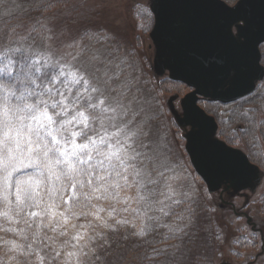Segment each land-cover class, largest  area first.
Masks as SVG:
<instances>
[{
	"label": "rangeland",
	"instance_id": "rangeland-1",
	"mask_svg": "<svg viewBox=\"0 0 264 264\" xmlns=\"http://www.w3.org/2000/svg\"><path fill=\"white\" fill-rule=\"evenodd\" d=\"M223 1L232 6L237 0ZM153 25L151 0H0L1 52L14 40L35 36L40 38L42 58L76 68L86 66L98 77L107 73L111 87L125 93V103L148 117L145 143L149 149L142 151L151 154L150 149L156 148L168 161V169L162 170L165 179L179 177L168 181L169 191L164 179L153 173L158 183L141 190L145 200L137 202V194L131 198L126 189L122 193L128 201L94 200L95 208L89 204L82 211L97 215L65 213L67 222L58 218L48 227H44L47 217L29 218L32 229L15 217L0 219V256L6 264H72L80 237L95 226L117 221H132L138 242L144 235L157 241L151 249L156 248L155 256L148 257L146 264H264V78L239 101L200 100V108L218 126L216 139L241 151L258 167V180L245 191L234 192L222 185L210 192L194 173L185 151L186 129L176 124L169 109L174 98L172 106L181 113L180 100L190 89L172 81L167 72L154 73L155 50L149 37ZM261 52L264 67V46ZM4 66L8 63L0 59V68ZM28 170L34 171L24 169L18 175ZM154 189L155 194L149 195ZM112 208L116 211L109 217ZM149 219L155 224L154 233L144 231ZM21 228L25 231L20 232ZM125 252L117 254L119 261ZM112 255L107 253L108 264L117 259L111 260Z\"/></svg>",
	"mask_w": 264,
	"mask_h": 264
},
{
	"label": "snow or ice",
	"instance_id": "snow-or-ice-1",
	"mask_svg": "<svg viewBox=\"0 0 264 264\" xmlns=\"http://www.w3.org/2000/svg\"><path fill=\"white\" fill-rule=\"evenodd\" d=\"M42 59L43 65L33 63L23 71V79L21 74L11 75L8 66L0 68L3 216L9 221L18 218L17 222L32 229L31 217H47L44 227H48L58 218L67 222L65 213L97 215L82 209L89 204L95 208L94 200L128 201L121 193L133 186L137 202L145 200L141 190L158 183L153 173L171 191L168 181L179 177L165 179L162 170L168 169V161L163 153L156 148L150 149L151 154L142 151L149 149L145 143L147 115L141 116L125 103V93L111 87L107 73L98 77L86 66ZM4 76L8 83L3 82ZM24 169L34 171L18 175ZM148 194H155V189ZM115 211L112 208L108 216ZM104 227L112 225L105 223Z\"/></svg>",
	"mask_w": 264,
	"mask_h": 264
},
{
	"label": "water",
	"instance_id": "water-1",
	"mask_svg": "<svg viewBox=\"0 0 264 264\" xmlns=\"http://www.w3.org/2000/svg\"><path fill=\"white\" fill-rule=\"evenodd\" d=\"M154 70L192 91L181 100L180 127H189L185 151L208 191L226 185L250 188L258 167L241 151L216 139L217 124L198 107L200 98L230 104L252 94L264 78L259 47L264 43V0H151ZM234 29L236 34H234Z\"/></svg>",
	"mask_w": 264,
	"mask_h": 264
},
{
	"label": "trees",
	"instance_id": "trees-1",
	"mask_svg": "<svg viewBox=\"0 0 264 264\" xmlns=\"http://www.w3.org/2000/svg\"><path fill=\"white\" fill-rule=\"evenodd\" d=\"M39 40L40 38L35 36L22 41L17 39L13 41V45L10 44L9 47H6L3 52L0 51L1 62L4 61L8 63V68L11 70V75L16 76L17 74H21L20 78L23 79L22 73L23 71L27 70L28 66L32 65L33 63H37L38 65H43L45 63L44 59L41 57V53L39 54L40 51L38 49L41 47ZM17 49L19 51H17ZM48 70L51 74L52 70L50 66ZM3 82H9L7 76L3 77ZM20 88L22 90L23 86L21 85ZM28 172L31 171L28 170L25 173ZM25 173H21V176H24ZM9 190V192L12 191L11 189ZM128 192L129 196L132 198L134 193H136V187L133 186L132 188H129ZM122 194L124 195V193ZM9 199L13 200L14 197L10 195ZM5 207L6 205L3 201L2 194H0V219L6 218L2 214L5 210ZM63 207L64 205L62 204L60 210H62ZM113 222L116 221L113 220ZM104 224L102 227H99V225L95 226L89 233H87V235L80 237L77 243V246L80 248V250L76 253V255L73 256L72 264H108L107 253H113V258H111V260H113L114 257L115 259L117 258L113 264H146L148 257L149 259H153L156 248L153 250L151 249L153 246L155 247L157 241L148 239L147 236L144 235V237H142L138 242V238L136 237L137 234L135 232L137 228L132 221H126L123 224H110L112 227H110L109 231L106 230L107 227H104ZM100 225H102V223ZM146 229L147 232H156V227L152 220L149 219L147 221L144 231ZM98 236H101V238L96 243L94 241ZM146 238L147 240L144 242V245H141L140 241H144ZM162 249L164 248L162 247ZM121 251L126 252L125 255L120 258L121 261H119L117 254H119ZM150 253L152 254L151 256ZM155 258L157 259V256ZM1 262L2 264H6L4 257L2 256H0V264Z\"/></svg>",
	"mask_w": 264,
	"mask_h": 264
},
{
	"label": "bare ground",
	"instance_id": "bare-ground-1",
	"mask_svg": "<svg viewBox=\"0 0 264 264\" xmlns=\"http://www.w3.org/2000/svg\"><path fill=\"white\" fill-rule=\"evenodd\" d=\"M264 45V44H263ZM260 55H261V52H260ZM153 69H154V67H153ZM154 73L157 75V76H163V75H158L157 74V72L154 70ZM181 101V100H180ZM209 101V100H208ZM174 107V106H173ZM180 109H181V107H180ZM176 111V110H175ZM177 113H178V115L182 118V116H183V112H182V109H181V113H179L178 111H176ZM183 128H185L186 130V132L190 129L189 127H186V126H184ZM249 160V162L250 163H252L251 161H250V159H248ZM194 170V169H193ZM194 173L196 174V172H195V170H194ZM196 176L201 180V178L196 174ZM202 181V180H201ZM224 186H226V185H224ZM227 187V186H226ZM228 188V187H227ZM229 189H232V188H229ZM233 190V189H232ZM241 191H245V189H242V190H234V192H241ZM216 192V191H215Z\"/></svg>",
	"mask_w": 264,
	"mask_h": 264
},
{
	"label": "flooded vegetation",
	"instance_id": "flooded-vegetation-1",
	"mask_svg": "<svg viewBox=\"0 0 264 264\" xmlns=\"http://www.w3.org/2000/svg\"><path fill=\"white\" fill-rule=\"evenodd\" d=\"M262 46H264V45H262ZM262 46L259 47L260 52H261V47H262ZM261 59H262V52H261ZM260 61H261V60H260ZM260 63H261V62H260Z\"/></svg>",
	"mask_w": 264,
	"mask_h": 264
}]
</instances>
